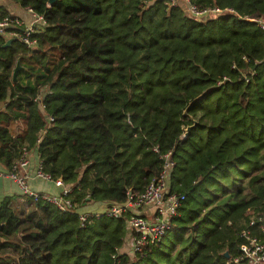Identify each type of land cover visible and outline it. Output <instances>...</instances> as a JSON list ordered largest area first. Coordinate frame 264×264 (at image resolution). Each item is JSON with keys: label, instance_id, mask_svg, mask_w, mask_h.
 I'll return each instance as SVG.
<instances>
[{"label": "trees", "instance_id": "1", "mask_svg": "<svg viewBox=\"0 0 264 264\" xmlns=\"http://www.w3.org/2000/svg\"><path fill=\"white\" fill-rule=\"evenodd\" d=\"M166 1L12 0L43 25L33 49L0 30V166L35 152L70 207L4 197L0 264H232L241 233L264 245V31L246 21L264 0H187L222 11L201 20ZM164 155L184 201L158 243L131 254L125 218L80 224L141 193Z\"/></svg>", "mask_w": 264, "mask_h": 264}, {"label": "built area", "instance_id": "2", "mask_svg": "<svg viewBox=\"0 0 264 264\" xmlns=\"http://www.w3.org/2000/svg\"><path fill=\"white\" fill-rule=\"evenodd\" d=\"M182 1L184 2L183 10L193 19L201 20L210 14L222 12L218 9L197 10L187 0ZM167 3L175 5L176 0H169ZM28 12L30 13V11ZM224 12L230 11L224 10ZM32 16L34 19L28 25H23L16 19H3L0 21V30L10 29V31L4 32L6 38H14L26 49H33L36 42L31 36L37 32L36 23L43 25V22L40 17ZM246 21L254 24L260 31H264V15L247 18ZM14 29H17L18 32H15ZM48 120L51 121V119ZM27 154V152H23V156L11 167L10 171H5V176L33 202L41 200L52 204L61 212H67L70 205L63 198L69 193V190L59 180L51 181L46 174L41 173L39 165L34 171V177L51 182L55 187L60 188V194L58 196L40 195L28 189L27 176L24 174V170L28 166ZM162 160L163 167L158 177L151 181L141 193L127 192L123 204H102L99 210L79 213L80 224L85 221L87 216L97 218L103 215L110 218H125L126 229L129 233L128 249L131 254H139L147 246L158 243L168 230L169 219L176 215L184 201L182 194L167 192L166 179L172 168V163L169 160V155H164ZM257 221L264 223V212ZM252 224L249 223L250 226ZM240 237L243 239V243L238 247V255L232 260V264H264V245L251 237L248 231L241 233Z\"/></svg>", "mask_w": 264, "mask_h": 264}, {"label": "crops", "instance_id": "3", "mask_svg": "<svg viewBox=\"0 0 264 264\" xmlns=\"http://www.w3.org/2000/svg\"><path fill=\"white\" fill-rule=\"evenodd\" d=\"M0 8L3 9L13 19L20 21L23 24H30L33 21V16L19 8L18 5L12 2V0H0ZM42 25L36 23V31H39ZM28 166L24 170V174L27 176L26 183L30 191L38 193L40 195L58 196L60 194V188L55 187L51 182L39 180L34 177V171L38 167V159L35 152H29L27 154ZM11 196H24L18 186L10 181L5 176V170L0 166V202L4 197ZM100 205L93 204L86 206L81 212H92L99 210Z\"/></svg>", "mask_w": 264, "mask_h": 264}, {"label": "water", "instance_id": "4", "mask_svg": "<svg viewBox=\"0 0 264 264\" xmlns=\"http://www.w3.org/2000/svg\"><path fill=\"white\" fill-rule=\"evenodd\" d=\"M55 1H56V0H47V4H48V5L53 4ZM10 43H11V40H10V39H7V40L4 42V44L2 45V47H3V48H6V47L9 46ZM17 64H18V63H17V61H16L15 68H14V70H13V72H12V82H15V74H16V72H17V70H18V65H17ZM203 94H204V93H203ZM203 94L199 95L197 98H195L194 100H192V101L187 105V107L185 108V110H184L183 113H182V116H183V117L185 116L186 111L189 109L190 105H191L192 103H194L195 101L199 100L200 97L203 96ZM194 126H195V123L192 122V124H191L190 126H187V127L184 129V131H183V135H182V138H183V139L186 138V137L189 135L190 130L193 129ZM222 256H223L224 258H227V254H226V253H223Z\"/></svg>", "mask_w": 264, "mask_h": 264}, {"label": "rangeland", "instance_id": "5", "mask_svg": "<svg viewBox=\"0 0 264 264\" xmlns=\"http://www.w3.org/2000/svg\"><path fill=\"white\" fill-rule=\"evenodd\" d=\"M126 245H127V243H126Z\"/></svg>", "mask_w": 264, "mask_h": 264}]
</instances>
